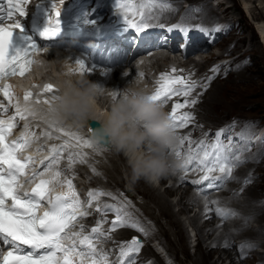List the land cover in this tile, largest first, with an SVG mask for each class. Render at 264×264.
I'll return each mask as SVG.
<instances>
[{"label": "rangeland", "instance_id": "1", "mask_svg": "<svg viewBox=\"0 0 264 264\" xmlns=\"http://www.w3.org/2000/svg\"><path fill=\"white\" fill-rule=\"evenodd\" d=\"M214 1L215 0H167V2L173 4L179 3L181 5L184 3L196 2L203 10L207 7L211 8L212 6L210 4ZM217 1L223 3L221 7L223 9L221 11L215 9L218 16L213 17L209 15L211 17L210 21L204 17L206 23L211 25L214 22V28L215 26H219L216 25L218 23L222 25L223 23H227L228 27L231 23L233 27H229L228 36L222 37V33H220L219 35L222 39L219 40L218 38V43L208 47L206 52L210 58L216 57L217 55H219L217 58H224L225 54L232 58V62L234 59L235 61L232 65L231 61L226 65H219L220 69L224 68L225 73L217 78H214V75L213 79H215V81L213 83H208V88L204 94L198 96L197 103L192 107V112L196 119L194 124H197V128L187 133V135L192 136V138H198L202 135L205 136L206 134H203L206 133L204 130L217 129L218 131L225 130L222 134L226 138L231 139L233 133L229 129L224 128V123L230 119L238 118L232 125L245 135H250L251 120L248 118L261 120V122L264 123V39L259 29L260 23L264 24L262 21L264 9L261 7L259 8L257 2L254 3L253 0H245L247 1L246 7L242 3V0ZM179 4L177 6H179ZM225 7L228 8L226 14L223 11ZM202 9L195 15L192 12L193 7L189 5V8H187L189 13L185 14L183 19L188 24L201 21L203 19L201 15ZM255 18L256 20H254ZM236 19H238L237 23H235ZM203 25H205V23H203ZM61 55L62 54L57 57L56 61L62 60L63 57ZM170 60V58L152 60L147 64V68L152 69L156 65V67H164L168 62H172ZM184 61L188 60L184 58ZM174 64L182 65L178 59ZM208 64L207 60L206 63L198 65L197 68L194 67L193 71L197 69L202 70L206 68ZM50 69L49 67L48 70ZM206 72H204L205 75L208 74ZM210 136L212 135L210 134ZM213 142H215V138ZM230 145L226 150L229 155H234L235 149ZM255 147L254 150L247 152L246 158L241 155L233 158L235 163H239L236 161L238 158H240L242 162L247 160V163L246 166L243 164L240 170L236 172L230 190H220L205 197L197 196L196 201L186 203L187 208L184 210L183 205H178L180 194L185 191L193 193V191L180 181V183L178 182L175 186V188L178 189V193L169 197L165 194L164 190L168 185H172L174 181H176V178H178V175H169L162 178L156 185H149L140 181L135 184V186H130L138 193V196H136L137 205L131 207L130 210L139 218L142 217L141 220L145 225L147 224L149 228L150 238H156L169 256H172L176 261H182L183 264L202 263L198 248L201 246L206 247L208 244L210 245L208 246L209 249L215 250L212 257L207 260L208 264H231L228 254L236 248V244L241 242L247 244L245 248L251 247L254 250H246L247 253H245V257L239 254L238 260L240 264H258L259 261H261L259 264L263 263L264 204L261 203V200H264V156L262 155V153H264V146L258 143L255 144ZM99 159V164H96L98 167L94 166L97 171L92 172L94 173V177H91L87 170L78 169L80 174L86 172L87 178L85 181L92 182L93 186L99 185L104 188L119 185L129 186L124 176V162L122 157L108 153L102 155ZM90 170L94 171L93 168H90ZM241 171L245 172L240 173ZM248 179L250 180L245 190L242 189L243 191L240 193V196L236 195L235 197L233 193H236L240 185ZM153 190L159 191L164 197L166 196L165 198L170 205L171 212L176 219L169 217L162 209V206H158L155 200H158L160 196L155 199L151 194ZM220 196H223L222 200H219ZM210 198L215 199L211 201L213 205L217 203V205H225L228 207L233 216L222 222H218L215 217L211 216L209 220H207L206 217H201L199 214L194 224L190 219H192L195 214H198L200 209L205 212L211 210L207 205V201ZM236 204L239 205V208ZM206 223L212 226H210L211 231H199L197 227H205ZM260 224L263 227L261 226V228L258 229L259 233L262 234L259 237L256 234V230L259 228ZM227 228H229V232L226 233ZM221 234H225L224 238H221L216 244L211 243L215 237L220 238ZM202 235L204 240L201 239ZM226 242L229 243L231 249L226 250V253L220 254V252L225 251V248L222 247L223 243ZM147 249L148 253L145 252V254L155 257L152 249L149 247H147ZM234 260L237 262V259Z\"/></svg>", "mask_w": 264, "mask_h": 264}, {"label": "snow or ice", "instance_id": "2", "mask_svg": "<svg viewBox=\"0 0 264 264\" xmlns=\"http://www.w3.org/2000/svg\"><path fill=\"white\" fill-rule=\"evenodd\" d=\"M24 2L26 0H0V78L13 75L24 76L26 72L30 71V66L34 63L33 54L39 51L30 37L19 35L24 30L20 20L7 25L4 23L5 20H12L15 14L20 17L27 15L25 8L21 6ZM114 4L115 8L123 15L126 28L134 29L137 32L152 27L153 25H150L148 21L159 19L158 15H152L153 8H160L163 11L171 7L167 0H141L138 4L133 3L132 0H114ZM58 15L59 12L56 13V16ZM181 19L183 20V17ZM16 29L18 31H14ZM172 29L182 33L190 30L189 26L183 24L173 25ZM196 29L207 35V30L202 26H196ZM59 30L57 19L55 21L49 19L40 36L43 38L54 37ZM214 31H220V29L217 28ZM14 35L21 42L14 43ZM76 64L78 68L75 71L83 74L86 71L83 63L77 61ZM175 72L176 69L173 68L171 73L160 75L151 99L158 103H167L173 96L183 95L187 97L189 95L195 87V83H189L184 77L175 75ZM55 92L56 89L53 85L45 84L39 96L47 97L49 94L54 96ZM0 94L10 105L12 104L10 85H4L3 88H0ZM32 97V92H25L24 99L26 101ZM36 102L47 103L48 100L47 98L43 100L37 98ZM195 103L196 100L190 102L185 100L183 103L173 104L169 115L176 129L186 127L192 119L189 113L178 114L177 110ZM12 106L15 108V115L7 121L0 119V242L9 246L8 250L0 257V264H75L74 258L79 261V264H85V262L87 264H109L108 256L102 251H98L93 243L95 238L105 235L101 231L99 223L91 229L88 235H82L84 232L83 225L78 231L73 230L76 228L77 221L86 216L87 212L81 210L83 206L71 180L65 181L68 191L53 194L49 186L56 182L61 175L59 171H55L50 179H39L30 192H20L21 177H24L26 182H30L38 176H42L43 173L36 170L28 171L33 159L31 156L21 158L20 154L31 143L30 138H25L22 133L16 141L10 144L6 142L7 135L15 127L16 117L27 119L25 112L21 111L18 103ZM0 107L3 106L0 105ZM4 111H7V108H4ZM88 127L91 130L92 125H88ZM223 131L225 130L216 133L215 142L210 146L201 141L195 150L189 149L185 163L181 167L185 172L190 167L192 170L203 172L199 180L192 181L193 184L202 185L204 182H208L207 187L212 188L218 186L213 183L214 181L230 177L232 167L220 139ZM72 135L74 139L80 141L79 137ZM187 139V137H182L180 143L183 144ZM83 146L91 147L86 140L83 141ZM51 151L53 155L47 159L51 163H57L56 153L58 149L54 148ZM176 155L179 156L180 152L176 151ZM69 159L71 160V157ZM41 164H45V161H41ZM46 170H51V164ZM216 171L222 175L219 177L212 176V173ZM100 195H104V193L89 192V206L91 201ZM44 205L46 208L41 214L38 209ZM105 210L117 212L116 219L112 222L111 231H114L118 226L138 229L137 224H129L123 219L119 214V209L106 206ZM216 212L222 218H227L228 215L232 214L219 208L216 209ZM65 240H69L71 243L64 244L63 241ZM225 246H228L227 242ZM138 251L139 242L136 239H133L126 246H122L119 264H126V259ZM127 264H131L130 259H127Z\"/></svg>", "mask_w": 264, "mask_h": 264}, {"label": "clouds", "instance_id": "3", "mask_svg": "<svg viewBox=\"0 0 264 264\" xmlns=\"http://www.w3.org/2000/svg\"><path fill=\"white\" fill-rule=\"evenodd\" d=\"M34 65L42 71L47 62L34 59ZM46 84L56 89L47 103L23 98L17 101L20 109L50 127L82 129L95 121L97 126L89 131L90 145L123 158L129 186L140 181L156 185L181 168L182 161L174 152L179 136L166 105L151 99L153 92L138 78L117 91L70 68ZM101 101L103 112L98 111Z\"/></svg>", "mask_w": 264, "mask_h": 264}, {"label": "bare ground", "instance_id": "4", "mask_svg": "<svg viewBox=\"0 0 264 264\" xmlns=\"http://www.w3.org/2000/svg\"><path fill=\"white\" fill-rule=\"evenodd\" d=\"M249 2V1H248ZM253 2L254 3H256L257 2V4H258V6H259V8L261 7L262 9H264V0H253ZM171 7H170V11L173 13V12H175L177 9H178V7L179 6H177L179 3H174V4H170L169 2H167ZM242 3L244 4V6L246 7L247 6V1H245V0H242ZM251 3V2H250ZM220 6L222 7L223 6V3H221L220 4ZM249 6V5H248ZM251 6V5H250ZM187 8H189V5H188V7ZM248 8V7H247ZM202 8H200V10H201ZM208 9V10H207ZM248 9H250V8H248ZM199 10V11H200ZM224 11V13L226 14L227 12H228V8L227 7H225V9L223 10ZM251 11V10H250ZM264 13V12H263ZM201 15L203 16L202 18V20L200 21L201 22V25H202V27L205 29V30H210L211 28H212V26H213V24H214V22H213V24H209V23H206V20L204 19V17H206V19H209V21H210V19H211V17L209 16V15H211V16H213V17H215V16H218L217 15V12H216V10L213 8V7H211V8H209V7H207V8H204V10L202 9V12H201ZM216 19V18H215ZM184 20V19H183ZM254 20H256V18L254 19ZM215 21V20H214ZM262 21L264 22V14L262 15ZM184 22L185 23H187L185 20H184ZM203 23H205V25H203ZM188 24V23H187ZM189 25V24H188ZM216 25H219V26H215V28H219L220 29V31H217L218 33L216 34V36H215V38H214V41H213V45H215V43H218V41L219 40H221L222 39V37L223 36H228V33H229V31H228V29H229V27H228V25H227V23L226 24H224L223 23V25L221 24V23H218V24H216ZM214 27V26H213ZM259 29H260V31H261V34H262V38L264 39V24H262V23H260V25H259ZM230 30V29H229ZM220 33H222V37H220ZM207 37H208V35H205L204 37H203V39H201L200 40V42H199V45H198V50L201 52V54H197V53H199V52H196V54H194V55H192V56H196V55H198V57H197V59H192V56L191 57H189V56H185V57H183L182 58V63H183V65H185L186 67L187 66H192L191 68H190V70H189V72H191L192 70H193V68L194 67H196L197 68V66L198 65H200V64H203V63H206L207 62V60H208V63H210V62H212V60H213V57L212 58H210V57H208V55H207V52H206V49L208 48V47H206L205 46V44H204V39L206 40L207 39ZM218 38H219V40H218ZM213 45H211V46H213ZM50 50H47V52H49ZM227 52V51H226ZM225 55V54H224ZM40 56H42L43 57V59L42 60H44V61H46L47 62V67L45 68V71L44 72H42L43 74H42V77H44V76H47L49 73H51L52 75H53V77H57L58 76V74L61 72V71H64V69H65V67H64V64H65V62L67 61L66 60V56H63V55H61L63 58H62V60L61 61H56L57 60V57H59V55L58 54H55V55H48V54H41ZM213 56V55H212ZM184 58L186 59V60H188V61H184ZM219 59V58H218ZM203 60H205V61H203ZM136 60L135 59H131L126 65H125V67H124V69L122 70V72H121V77H117V76H115V79H114V83H116V81L117 80H119V79H121V78H124V79H130L131 78V76H132V74H133V72L134 71H136V70H138V68H141L143 65L142 64H138L137 63V61L135 62ZM200 61H203V62H200ZM235 61V59L233 60V62ZM151 62V61H150ZM167 62V61H166ZM232 62V61H231ZM231 63V65L232 64H234V63ZM171 65V62H168L167 63V67L168 66H170ZM205 65V64H204ZM221 65V64H220ZM157 66V65H156ZM155 66V67H156ZM51 68L50 70H48V68ZM149 67V66H148ZM155 67H153L152 68V70L153 69H155ZM205 69V68H204ZM204 69H202V70H204ZM38 71V70H37ZM39 72V71H38ZM129 73H130V76H129ZM38 74V73H37ZM147 74V73H146ZM214 78H216V75L214 76ZM105 87V86H104ZM112 89H115V90H120V87H116V88H112ZM105 109H104V106H103V101H101V107L98 109V111H100V112H103ZM203 118V117H202ZM206 120V119H205ZM38 123H43V122H41V121H38ZM198 123V122H197ZM71 129H74L75 131H78V133H77V135L75 134V136L76 137H79L80 138V141L78 142V147H82L83 146V141H88L89 142V136H87L85 133H86V131H87V129H88V127L86 126L85 128H82V129H78V128H73V127H70ZM197 128V124H195L192 128H190V129H186V130H184V131H181V132H179L178 133V136L179 137H186V135H187V133L191 130H195ZM207 130H204V132H206ZM194 132V131H193ZM203 136V135H202ZM189 137V136H188ZM200 137V136H199ZM230 144H229V142L228 141H225V142H223V146H224V150H225V154L226 155H229L228 154V151L226 150L227 148H228V146H229ZM230 146H232V145H230ZM35 155H36V158H38V160H40V159H42L41 158V156L42 155H44V153H43V150L41 149V148H37L36 149V151H35ZM236 161L237 162H242V160L240 159V158H238V160L236 159ZM97 164V163H96ZM38 169V168H37ZM39 170V169H38ZM97 171V170H96ZM95 172V171H94ZM245 171H241L240 173H244ZM246 175V174H245ZM90 176H92V177H94V173H91L90 174ZM104 176V175H103ZM180 181H181V183H183V181L181 180V178L179 177V178H176V181H174V183L172 184V185H168L166 188H165V194L166 195H168L169 197H172V196H174V195H176L177 193H178V189L177 188H175V186L178 184V182L180 183ZM238 190H239V188H238ZM245 190V189H244ZM151 194L153 195V197L155 198V199H157V197L158 196H160V198H158V200H155L156 202H157V204H158V206H162V209L164 210V212L169 216V217H171V218H174V219H176V217L174 216V214L171 212V209H170V205L168 204V202H167V199L163 196V194L161 195V193L158 191H155V190H153L152 192H151ZM164 194V195H165ZM197 196L198 195H195V194H193V193H190V191H185V192H181V194H180V200H179V202H178V205L179 204H181V205H183V209L185 210L186 208H187V205H186V203H189V202H192V201H196L197 200ZM168 197V198H169ZM238 202V201H237ZM245 203V202H244ZM166 205V206H165ZM207 205L211 208V210L209 211V212H205L204 210H201L200 208V211H199V213L198 214H195L193 217H192V219H190V220H192V222L195 224V222H196V219H197V217L199 216V214L201 215V217H206V219L207 220H209V218L212 216V217H215V214H214V212H213V210H212V206L207 202ZM237 205V207L239 208V205L238 204H236ZM166 215V216H167ZM206 220V221H207ZM175 221H177V220H175ZM223 220H221V221H219V222H222ZM208 222V221H207ZM173 223H175V222H173ZM210 224L209 223H206V225H205V227H197L198 229H199V231H202V230H206V231H211V228H210ZM261 224L259 225V228H257V230H256V234L260 237L262 234H260L259 233V230L258 229H260L261 228ZM179 227V226H178ZM212 227V226H211ZM263 227V226H262ZM213 231V230H212ZM121 232H123L124 233V230H121ZM227 232H229V228H227V230H226V233ZM262 233V232H261ZM204 234V233H203ZM229 234V233H228ZM225 235V234H224ZM224 235L223 234H221V236H220V238H218V237H215L214 239H213V241L211 242V243H213V244H216L218 241H220V239L221 238H224ZM201 239L202 240H204V237H203V235L201 236ZM263 243V242H262ZM225 244L226 243H223V247L222 248H225L224 250V252H220V254L221 253H226L227 251L226 250H230L231 248H230V245H229V243L227 242V245L228 246H225ZM264 245V244H263ZM208 246H210L209 244L208 245H206V247H199L198 249H199V252H200V254H201V259H202V263H198V261H197V263L198 264H208V259L209 258H211L212 257V255L215 253V250H212V249H209L208 248ZM211 248V247H210ZM164 249V248H163ZM165 250V249H164ZM146 252L148 253V250H146ZM166 252V251H165ZM247 253V252H246ZM229 255V257H230V262H231V264H240L239 263V260H238V257H239V253L237 252V250H236V248L234 249V250H232V252L231 253H229L228 254ZM241 255V254H240ZM234 259H237V262L234 260ZM206 261H207V263H206ZM152 264H154V263H152Z\"/></svg>", "mask_w": 264, "mask_h": 264}, {"label": "water", "instance_id": "5", "mask_svg": "<svg viewBox=\"0 0 264 264\" xmlns=\"http://www.w3.org/2000/svg\"><path fill=\"white\" fill-rule=\"evenodd\" d=\"M89 124L92 125V128L97 126L95 122H90Z\"/></svg>", "mask_w": 264, "mask_h": 264}]
</instances>
